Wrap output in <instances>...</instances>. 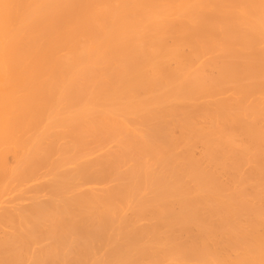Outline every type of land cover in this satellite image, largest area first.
<instances>
[{
    "label": "bare ground",
    "instance_id": "6f19581e",
    "mask_svg": "<svg viewBox=\"0 0 264 264\" xmlns=\"http://www.w3.org/2000/svg\"><path fill=\"white\" fill-rule=\"evenodd\" d=\"M0 264H264V0H0Z\"/></svg>",
    "mask_w": 264,
    "mask_h": 264
},
{
    "label": "snow or ice",
    "instance_id": "6c2138e0",
    "mask_svg": "<svg viewBox=\"0 0 264 264\" xmlns=\"http://www.w3.org/2000/svg\"><path fill=\"white\" fill-rule=\"evenodd\" d=\"M0 7H3L4 9H8L12 7V5L4 4V5H0Z\"/></svg>",
    "mask_w": 264,
    "mask_h": 264
}]
</instances>
